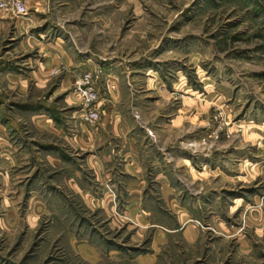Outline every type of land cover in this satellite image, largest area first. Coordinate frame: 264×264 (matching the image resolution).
I'll return each mask as SVG.
<instances>
[{
	"label": "rangeland",
	"instance_id": "374dc122",
	"mask_svg": "<svg viewBox=\"0 0 264 264\" xmlns=\"http://www.w3.org/2000/svg\"><path fill=\"white\" fill-rule=\"evenodd\" d=\"M21 1L25 15L0 9V118L17 158L0 152V264H264V0ZM27 36L75 56L77 74L97 70L99 97L116 81L118 110L142 111L143 197L126 198L119 155L98 179L89 169L102 137L63 145L30 124L37 96L51 114L82 106L59 88L63 62L43 92L27 81L42 58Z\"/></svg>",
	"mask_w": 264,
	"mask_h": 264
},
{
	"label": "crops",
	"instance_id": "0c3cea01",
	"mask_svg": "<svg viewBox=\"0 0 264 264\" xmlns=\"http://www.w3.org/2000/svg\"><path fill=\"white\" fill-rule=\"evenodd\" d=\"M30 20L29 17H26ZM33 19V17H31ZM7 18L3 13H0V28L2 26V23L5 21L7 22ZM17 24H20L21 26H26L28 25V22L25 21L23 18L17 19L14 21V25L17 27ZM26 38V37H25ZM27 38L29 41H32V46L33 48H37L39 51V55H41L42 58L37 59V66L35 69L31 71V74L28 75L26 78L28 82L34 83L37 87V89H42V92L45 88L49 86V80L51 77V73L53 70L58 68L61 62L65 64L64 67H66V72H64L63 77L60 79L59 83V88H62L61 91H66L68 87L73 86V81L75 76L81 69H78L77 72L76 70H73L71 67H78L77 65H82L81 61H78V59L72 57L68 53H66L62 47L60 46L57 48L55 44L51 43H41L38 39L33 40L30 36ZM52 47H51V46ZM96 69L95 67H93ZM12 77V75H11ZM105 77H108V75H105ZM99 75L98 79L96 81V87L98 91H100V86L104 88L103 85L101 84V81H99ZM8 90L9 88L12 89L14 87H19L22 90L26 91L27 93V86L26 82L25 83H19L18 80H15L13 82H10V79L8 78ZM104 85L106 88L105 94L107 95L106 98L100 97L99 99V110H100V118L99 120L94 123V127H88L89 125H94V124H87L81 120V111H73L70 112H62L64 109L63 107L59 108V113H56L55 111L51 112L49 111L50 108V102H48V99L37 96L35 99L32 101L28 100L27 103H30V106H27L24 111L29 113V119H30V124L33 126L36 131L40 132L42 135L44 133H52L53 135H56L58 140L62 141L65 145L66 142L70 145L73 146V143L79 142L82 138H84V143L89 145V148L92 149V147L95 145L96 142V147L98 148V137L103 138V142H105L107 154L103 158L99 154L94 155L90 154L87 156V165L90 170H93L96 178L98 179L101 174H103L104 170L107 171L105 168H109L110 166H114V162L116 160L117 155H119L122 159V167L126 175H128V179L126 180L124 191L126 194V198L132 199V200H137L143 197V195L146 192V179L143 177L144 174V162L140 158L139 152L143 149L142 145H140V142L138 141L139 132L140 133H145L144 130H141V124L140 120H142V111H140L139 107H135L137 110L136 114H131L128 110H118L116 107V103L118 102H113V99H115V95L118 94V89H116V81L114 80H109V79H104ZM128 86H133L128 82ZM24 87V88H23ZM29 87V86H28ZM48 89V88H47ZM152 90L153 88H148ZM160 90V89H159ZM30 91H28L27 94H29ZM74 94V93H72ZM71 94V95H72ZM75 95V94H74ZM119 95V94H118ZM67 95L64 96V101L66 100ZM121 97H123L121 95ZM111 98V99H110ZM75 99L78 101L80 104V101L75 97ZM27 100L23 101L26 102ZM7 102L10 103V100H7ZM13 104L17 103V100H11ZM21 102V101H20ZM124 102H122V106ZM32 105V107H31ZM37 107V110H33V108ZM140 106V105H139ZM67 113V115H65ZM2 116L0 118V152L2 150L5 151V155L8 156L9 152V158L10 161H13V158L16 153L15 149L13 148V151L11 149V146H7V142L5 141V133L3 130L5 127L10 126V124L7 122V118L4 116V119L2 120ZM54 118H60L62 119V123H59L56 121ZM69 118V121H65L64 119ZM172 121V118L170 119ZM65 121V122H64ZM63 123H67V127L63 126ZM65 125V126H66ZM85 126V127H84ZM140 127V128H139ZM137 128V131L135 130ZM146 131H150V129L145 128ZM66 136L68 140L66 139ZM83 136V137H82ZM87 141V142H85ZM4 144V147L2 146ZM10 145V144H9ZM67 145V144H66ZM46 147H49L47 145H43ZM59 150V149H57ZM109 150V151H108ZM110 150L112 154H110ZM46 155L49 157V154L51 152L49 149H46ZM26 158H28L30 155L29 153L25 154ZM32 155V154H31ZM13 157V158H12ZM14 160L17 162V158H14ZM28 163V162H27ZM110 170L108 169V172ZM113 174V173H112ZM73 175H76V172H74ZM113 176V175H111ZM21 177V176H20ZM27 176H23L20 178V180H17L18 182H21L22 178ZM25 178V179H26ZM110 180V179H107ZM28 181V179H27ZM26 181V182H27ZM80 184V181H78ZM79 184H76L74 182L75 187L80 190L83 194L87 195L88 190L86 191L79 186ZM70 185L71 187H73ZM163 187L166 188L167 184H161L160 185V191L163 190ZM84 191H83V190ZM90 196V195H89ZM130 203V202H129ZM128 203V204H129ZM130 205V204H129ZM128 205V207H129ZM131 209L135 208L134 214L135 216L137 215V219H140L141 221L143 220V217H145L142 213L143 216L139 214L138 208H137V202H133L132 206L130 207ZM134 210V209H133ZM144 210V209H143ZM134 220V219H133ZM132 221V220H131ZM137 221V220H135ZM139 222V221H137ZM191 241V240H190ZM154 244V243H153ZM155 245V244H154ZM82 246V245H81ZM84 247V248H83ZM82 251L86 252L85 257H91L92 255V250L90 249L89 245H83ZM153 257V256H152ZM150 257L149 259L145 260L146 258H138L141 262H147L149 261L150 263L155 262L154 258ZM91 260V259H89Z\"/></svg>",
	"mask_w": 264,
	"mask_h": 264
},
{
	"label": "built area",
	"instance_id": "2783aa9c",
	"mask_svg": "<svg viewBox=\"0 0 264 264\" xmlns=\"http://www.w3.org/2000/svg\"><path fill=\"white\" fill-rule=\"evenodd\" d=\"M0 9L10 10L21 16L27 13V9L21 0H0ZM97 79V70H86L77 74L73 81L74 92L82 106L81 120L87 124H94L100 118Z\"/></svg>",
	"mask_w": 264,
	"mask_h": 264
}]
</instances>
